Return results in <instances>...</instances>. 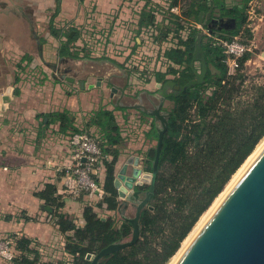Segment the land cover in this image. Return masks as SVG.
<instances>
[{
	"label": "crops",
	"instance_id": "obj_1",
	"mask_svg": "<svg viewBox=\"0 0 264 264\" xmlns=\"http://www.w3.org/2000/svg\"><path fill=\"white\" fill-rule=\"evenodd\" d=\"M175 4L199 23L197 12L205 13V21L212 8L220 16L213 0H0L1 237L30 238L33 248H49L42 258L54 257L62 251L65 235L37 192L55 184L65 201L62 210L80 224L84 208L99 201L66 191V168L73 163L70 134L61 131L59 121L46 125L52 112L70 111L83 128L94 110H114L123 138L115 147V175L132 156L140 157L148 171L147 154L158 140L152 130L155 120L134 106L151 109L159 101L157 84L163 81L154 73L174 80L167 70L183 65L165 53L183 47L181 41L196 30L180 29L170 11ZM260 31L261 26L255 33L258 46ZM144 71L150 72V82L141 78ZM133 168L129 164L127 174ZM105 176L101 166V184ZM95 208L105 217L123 219L118 210ZM134 210L130 205L125 214L132 216Z\"/></svg>",
	"mask_w": 264,
	"mask_h": 264
},
{
	"label": "trees",
	"instance_id": "obj_2",
	"mask_svg": "<svg viewBox=\"0 0 264 264\" xmlns=\"http://www.w3.org/2000/svg\"><path fill=\"white\" fill-rule=\"evenodd\" d=\"M250 1L235 0V4L229 6L226 0H213L220 16L233 17L237 22L235 29L220 30L224 36L231 39L246 31L252 37L247 27ZM184 16L185 22L178 18L182 30L192 21ZM198 33L197 28L192 30L188 38L181 41L183 47L171 48L165 53L168 59L183 65L180 69L167 70L175 75L174 80L179 85L187 84L196 77V70H201V65L196 66L197 61L192 65ZM201 44L209 65L205 81L169 98L173 105L168 110L169 124L151 200L154 209L142 211L139 240L105 256L99 264H169L203 214L264 139V82H258L245 70V62L251 54L244 55L240 59L241 68L230 75L223 47L215 45L204 34ZM150 77L149 71L141 72L146 82H150ZM154 77L158 81L169 80L166 73L159 71ZM48 117L46 125L59 121L64 133L88 132L99 141L103 154L110 155L101 160L106 173L102 184L105 196L95 205L84 208V224L62 210L65 201L55 184L47 183L37 192L54 225L65 235V253L62 252L71 256L70 264H91L88 253L97 254L106 246L130 237L133 229L127 220L119 222L113 216L103 219L100 210L95 208L117 211L121 204L114 185L119 157L115 147L123 141L121 129L114 110L105 107L94 110L83 128L76 125L75 116L68 110L52 112ZM92 127L98 132H91ZM152 130L158 139L155 122ZM156 147L147 154L148 171H152ZM97 179L100 182L98 176ZM13 238L17 257L6 264H56L43 261L42 253L31 246L30 238Z\"/></svg>",
	"mask_w": 264,
	"mask_h": 264
},
{
	"label": "water",
	"instance_id": "obj_3",
	"mask_svg": "<svg viewBox=\"0 0 264 264\" xmlns=\"http://www.w3.org/2000/svg\"><path fill=\"white\" fill-rule=\"evenodd\" d=\"M204 14L201 12L199 16L204 28L220 31L237 27L235 18L216 16L213 8L207 13V21L204 20ZM203 34V30L199 29L192 61V65L195 61L201 62V70H196V77L185 85H179L173 79L159 82L157 84L159 101L154 103L153 108H146L141 103L134 106L152 115L155 120L158 140L152 171H146L141 158L135 156L129 158L118 171L114 180L122 199L118 211L124 220L132 224V233L128 239L112 243L97 254L88 253L87 259L91 264H99L105 256L131 246L141 236L142 211L146 208L154 209L151 200L155 194L161 150L169 124V112L164 110V104L171 96L205 81L209 65L201 44ZM65 78L74 80L68 76ZM121 89L124 93V89ZM129 164L134 166L131 174H127ZM130 205L136 210L133 216L125 214ZM171 264H264V145Z\"/></svg>",
	"mask_w": 264,
	"mask_h": 264
},
{
	"label": "built area",
	"instance_id": "obj_4",
	"mask_svg": "<svg viewBox=\"0 0 264 264\" xmlns=\"http://www.w3.org/2000/svg\"><path fill=\"white\" fill-rule=\"evenodd\" d=\"M257 5L254 0H251L248 7V24L252 37L247 40L240 38L241 34L235 35L233 38L224 36L219 30H212L203 27L198 21H189V26L196 27L198 30L202 29L206 35L215 45L223 47L226 54L225 62L228 66V73L235 75L241 68L240 59L250 53L251 56L255 53L258 46V39L256 31L259 29L264 15L259 13ZM170 11L176 14L179 20L185 22V16L180 4L170 6ZM252 61L251 57L245 62V70L249 75L247 64ZM258 82H264V74L257 78ZM69 142L73 152V163L67 166L65 175V189L69 193L79 196L81 193L86 194L92 199H103L105 196V189L98 181L97 176L101 168L102 158H108L110 155L103 154L99 141L88 132H77L69 136ZM13 237L0 236V258L5 262L11 263L17 257V252L14 249ZM48 247H40L41 253L48 252ZM65 253V244L62 246V251ZM61 251V252H62ZM53 257V256H52Z\"/></svg>",
	"mask_w": 264,
	"mask_h": 264
},
{
	"label": "rangeland",
	"instance_id": "obj_5",
	"mask_svg": "<svg viewBox=\"0 0 264 264\" xmlns=\"http://www.w3.org/2000/svg\"><path fill=\"white\" fill-rule=\"evenodd\" d=\"M250 3V2H249ZM254 3H256L257 5V10L259 13L264 15V0H254ZM248 12V11H247ZM263 23L261 24V28L262 31H260V43H259V47L256 49L255 53L251 56V60L248 64H247V69L248 72L252 75L255 76L256 78H260L263 74H264V20L262 21ZM248 24H251V20L249 19L247 21V27ZM252 33V32H251ZM249 34L246 31H243L240 35V38L243 40H247L249 39ZM173 105V102L171 100L166 101L165 105H164V110L168 111ZM263 141V140H262ZM234 177V176H233ZM232 180V179H231ZM231 182V181H230ZM229 182V183H230ZM228 183V184H229ZM227 187V186H226ZM225 190V189H224ZM223 190V191H224ZM222 191V192H223ZM221 192V193H222ZM218 198V197H217ZM216 198V199H217ZM210 209V208H209ZM208 209V210H209ZM207 210V211H208ZM100 214L103 215V213H105L103 210L99 211ZM135 214V210L132 212V216ZM103 217H105L103 215ZM200 221V220H199ZM129 238V237H128ZM126 238V239H128ZM183 244V243H182ZM52 257V256H51ZM50 256H48V258H42L43 261L45 262H51L53 261L56 264H61L59 261L63 260V262L65 261L64 264H70V262H72L71 260V256L69 255H64L63 252L58 253L55 257L51 258ZM174 258V257H173ZM0 264H6L4 260H2L0 258Z\"/></svg>",
	"mask_w": 264,
	"mask_h": 264
},
{
	"label": "bare ground",
	"instance_id": "obj_6",
	"mask_svg": "<svg viewBox=\"0 0 264 264\" xmlns=\"http://www.w3.org/2000/svg\"><path fill=\"white\" fill-rule=\"evenodd\" d=\"M264 145V139L263 141L258 145V147L256 148V150L249 156V158L246 160V162L240 167V169L236 172V174L234 175V177L232 178L231 182L227 185V187L225 188V190L218 196V198L214 201L213 205L210 207V209L208 211H206L203 216L201 217L200 221L198 222V224L194 227V229L192 230V232L188 235V237L184 240L181 248L179 249V251L176 253V255L174 256V258L169 262V264H171L173 262V260L176 258V256L179 254V252L182 250V248L185 246V244L189 241V239L193 236V234L196 232V230L199 228V226L202 224V222L208 217V215L211 213V211L214 209V207L216 206V204L219 202V200L221 199V197L226 193V191L231 187V185L235 182V180L238 178V176L241 174V172L244 170V168L248 165V163L251 161V159L254 157V155L259 151V149Z\"/></svg>",
	"mask_w": 264,
	"mask_h": 264
},
{
	"label": "flooded vegetation",
	"instance_id": "obj_7",
	"mask_svg": "<svg viewBox=\"0 0 264 264\" xmlns=\"http://www.w3.org/2000/svg\"><path fill=\"white\" fill-rule=\"evenodd\" d=\"M170 90H173V89H170Z\"/></svg>",
	"mask_w": 264,
	"mask_h": 264
}]
</instances>
